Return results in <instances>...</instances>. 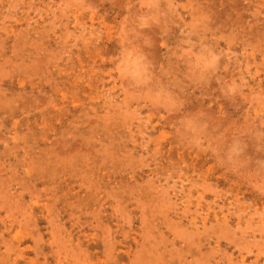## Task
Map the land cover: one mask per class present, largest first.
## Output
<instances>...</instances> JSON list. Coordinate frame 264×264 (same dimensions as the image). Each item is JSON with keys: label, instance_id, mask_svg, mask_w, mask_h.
Here are the masks:
<instances>
[{"label": "rangeland", "instance_id": "374dc122", "mask_svg": "<svg viewBox=\"0 0 264 264\" xmlns=\"http://www.w3.org/2000/svg\"><path fill=\"white\" fill-rule=\"evenodd\" d=\"M0 264H264V0H0Z\"/></svg>", "mask_w": 264, "mask_h": 264}]
</instances>
